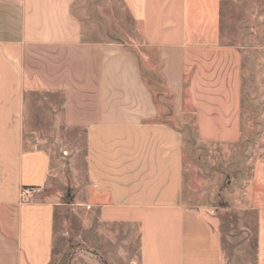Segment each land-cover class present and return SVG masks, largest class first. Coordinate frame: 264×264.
Listing matches in <instances>:
<instances>
[{
    "label": "crops",
    "instance_id": "1",
    "mask_svg": "<svg viewBox=\"0 0 264 264\" xmlns=\"http://www.w3.org/2000/svg\"><path fill=\"white\" fill-rule=\"evenodd\" d=\"M77 1L0 0V264H55L51 158L25 150L35 94L62 95L67 125L85 129L75 206L107 227L101 239L135 229L139 264H226L218 220L184 202L178 123L192 111L202 142H241L246 54L264 52V0H253L244 45L223 34V0H121L149 54L84 40ZM245 199L264 264V156L252 158Z\"/></svg>",
    "mask_w": 264,
    "mask_h": 264
},
{
    "label": "rangeland",
    "instance_id": "2",
    "mask_svg": "<svg viewBox=\"0 0 264 264\" xmlns=\"http://www.w3.org/2000/svg\"><path fill=\"white\" fill-rule=\"evenodd\" d=\"M253 0H223V34L238 44L250 38L249 14ZM75 14L84 27V40L119 41L137 49L142 38L121 0H78ZM243 84L242 140L237 144L204 143L192 111L187 126L178 123L184 138V202L218 220L226 264H257L256 216L247 210L245 185L252 158L264 156V52L246 54ZM62 95H29L25 150L46 151L51 158L50 191L61 202L56 212L55 264H72L82 255L102 264H139L135 229L107 227L86 208L85 129L70 127ZM175 124V121H173ZM93 223V224H92ZM92 224V225H91Z\"/></svg>",
    "mask_w": 264,
    "mask_h": 264
},
{
    "label": "built area",
    "instance_id": "3",
    "mask_svg": "<svg viewBox=\"0 0 264 264\" xmlns=\"http://www.w3.org/2000/svg\"><path fill=\"white\" fill-rule=\"evenodd\" d=\"M31 194V192L30 191H24L23 193H22V196L24 197H26V196H29Z\"/></svg>",
    "mask_w": 264,
    "mask_h": 264
}]
</instances>
